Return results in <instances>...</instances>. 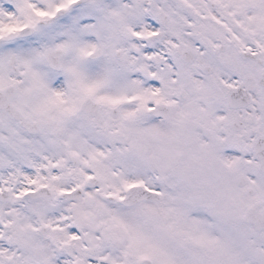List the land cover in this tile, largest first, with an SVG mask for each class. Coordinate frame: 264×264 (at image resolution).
<instances>
[{"label":"snow or ice","instance_id":"1","mask_svg":"<svg viewBox=\"0 0 264 264\" xmlns=\"http://www.w3.org/2000/svg\"><path fill=\"white\" fill-rule=\"evenodd\" d=\"M0 264H264V0H0Z\"/></svg>","mask_w":264,"mask_h":264}]
</instances>
